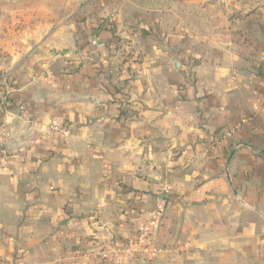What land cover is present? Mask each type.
<instances>
[{"label": "crops", "instance_id": "crops-1", "mask_svg": "<svg viewBox=\"0 0 264 264\" xmlns=\"http://www.w3.org/2000/svg\"><path fill=\"white\" fill-rule=\"evenodd\" d=\"M0 92V264H264V0H0Z\"/></svg>", "mask_w": 264, "mask_h": 264}, {"label": "built area", "instance_id": "built-area-1", "mask_svg": "<svg viewBox=\"0 0 264 264\" xmlns=\"http://www.w3.org/2000/svg\"><path fill=\"white\" fill-rule=\"evenodd\" d=\"M90 42L93 45H98L100 42V36H96L92 38ZM10 106H11V101L8 95L6 93L0 92V112H2L5 109H8ZM236 128L234 127L233 129L228 130L225 136L232 135L236 131ZM50 130L56 133L68 132L67 127L57 126L55 124L50 126ZM4 157H8V154H4L2 158ZM169 189L170 188H168L167 190ZM155 214L156 211L154 212V215ZM152 238L153 237L151 231V223L147 222L146 224H143L141 228L138 230L134 240H132L131 242H120L118 244V246L115 248L113 264H124V260H123L124 256L134 257L141 254L148 258L154 257L159 252V248L152 242Z\"/></svg>", "mask_w": 264, "mask_h": 264}, {"label": "rangeland", "instance_id": "rangeland-1", "mask_svg": "<svg viewBox=\"0 0 264 264\" xmlns=\"http://www.w3.org/2000/svg\"><path fill=\"white\" fill-rule=\"evenodd\" d=\"M138 230H139V229H137V232H138ZM137 232H136V233H137ZM135 236H136V234H135V235L133 234V236L131 237V239L134 240ZM130 242H131V241H130ZM136 255H137V254H136ZM140 255H141V254H140ZM137 256H139V255H137ZM128 257H130V258L132 259V258H134L135 256H134V257H132V256H124V257H123L124 263H126V260H127V262L129 261V258H128ZM127 258H128V259H127Z\"/></svg>", "mask_w": 264, "mask_h": 264}]
</instances>
